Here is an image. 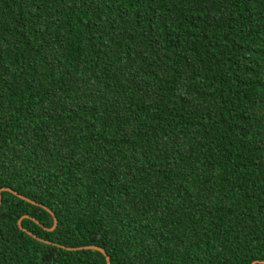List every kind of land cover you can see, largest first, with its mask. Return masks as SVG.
Returning a JSON list of instances; mask_svg holds the SVG:
<instances>
[{"label": "trees", "instance_id": "obj_1", "mask_svg": "<svg viewBox=\"0 0 264 264\" xmlns=\"http://www.w3.org/2000/svg\"><path fill=\"white\" fill-rule=\"evenodd\" d=\"M2 187L0 264H264V0H0Z\"/></svg>", "mask_w": 264, "mask_h": 264}, {"label": "water", "instance_id": "obj_2", "mask_svg": "<svg viewBox=\"0 0 264 264\" xmlns=\"http://www.w3.org/2000/svg\"><path fill=\"white\" fill-rule=\"evenodd\" d=\"M0 190H6V191H10L12 192L13 194L17 195V197L21 198V199H24L32 204H36V202L28 199L27 197L23 196V195H20V194H17L15 191L11 190L10 188H5V187H2L0 188ZM44 209H46L50 214H51V211L48 210L46 207L42 206ZM23 217H27V215H23ZM53 222H52V226L50 227V229H52L54 227V225L56 224V219L55 217L52 218ZM19 221L20 219L17 220V225L18 227H20V224H19ZM28 234H31V232L29 231H26ZM94 249V250H97L99 252H101L104 257H105V264H109V259H108V256L106 255V253L104 252V250L101 248V247H98V246H95V245H84V246H78V247H66V249Z\"/></svg>", "mask_w": 264, "mask_h": 264}]
</instances>
